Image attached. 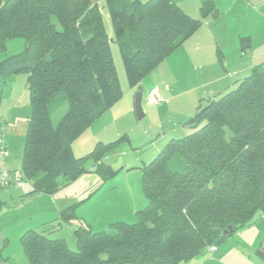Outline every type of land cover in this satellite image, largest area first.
<instances>
[{"label":"trees","instance_id":"1","mask_svg":"<svg viewBox=\"0 0 264 264\" xmlns=\"http://www.w3.org/2000/svg\"><path fill=\"white\" fill-rule=\"evenodd\" d=\"M105 3L114 38L92 0H0V50L15 37L25 42L22 53L0 63V79L28 76L31 114L22 172L33 181L30 193H53L85 172V159L74 155L72 144L123 96L113 40L130 85L140 91L205 19L218 15L211 2L202 5L199 18L174 0ZM186 125L189 135L171 139L142 167L147 204L138 221H119L101 232L81 223L77 250L46 235L55 225L27 230L21 243L30 264H185L218 248L227 239L222 229L263 219L264 65L234 89L202 99ZM92 155L98 160L99 150ZM105 172L111 175L109 168ZM74 218V207L66 208L59 225Z\"/></svg>","mask_w":264,"mask_h":264},{"label":"rangeland","instance_id":"2","mask_svg":"<svg viewBox=\"0 0 264 264\" xmlns=\"http://www.w3.org/2000/svg\"><path fill=\"white\" fill-rule=\"evenodd\" d=\"M97 2L98 4L100 3L99 7L103 13L107 33L111 38H114L113 24L106 3L98 0ZM185 9L192 14L201 15L200 8ZM221 9L222 17L227 18L229 21L226 30L232 37H235L238 33L243 35L249 33L247 36L252 38L248 44H242L240 39L237 40L241 54L246 58H249L248 56L256 58L260 53L262 54L264 52V23L263 26L255 24L259 20L255 17L254 12L250 10L249 13H246V10L240 11L241 8H235L229 10V14H226L224 9ZM192 17L194 16L192 15ZM212 18L214 17L212 16ZM220 49L224 54L231 55L222 48ZM24 50L25 42L23 38L15 37L9 39L4 49L0 50V63L7 57L22 53ZM111 50L123 96L118 103L85 129L79 136H82L77 142L79 146L75 145L73 147L76 157L85 159V172L53 193H30L34 186L33 181L27 180L22 172L28 118L31 114L28 86H26L24 104L22 103V106H20H26V108L20 111L19 118L12 115V119L13 117L16 118L14 122H11L13 120H8L10 123H7L8 109L11 103L10 98L12 96L10 93L8 94L7 90L3 94L4 102L0 107V128L4 130L5 144L9 142L13 145L14 150L19 153V156L17 157L16 155V158H14L13 175L24 179L21 191L27 198L16 209V215L19 216L20 220L24 219L26 223L42 221L44 217L50 216L53 211L51 197L46 201L47 196L53 195L52 199H56L58 203L57 211L59 216H56L58 217L57 220L49 224L55 225L56 228L51 231L46 230L45 233L50 238L65 239L72 250H77L75 229L81 223L89 226L94 232L109 231L113 223L120 221L117 216L129 215L126 212L134 209L136 205H144L143 207H146L142 185V167L149 165L171 139H179L191 133L190 127H183L184 122L189 118L179 122L178 119L180 118L178 116L181 117L185 113H192V116H194L196 106L194 108L195 102H193V99L197 98L202 92L199 90V84L190 81L189 78H185L183 87L177 88L174 92V100L170 102L171 104L168 105L166 98H163L164 101L159 104L150 103L147 100L148 90L150 89L147 85L154 86L152 83H155L161 76V71L155 73V70L141 83L143 89L140 90L143 92L142 108L143 113L146 115L139 119L134 106L135 97L139 91L129 83L120 47L114 40L111 42ZM246 58L245 60H247ZM217 59H219L218 54ZM219 62L221 63L220 59ZM220 66L221 68L223 67L222 63ZM205 77L206 75H203L199 78V81H207L208 77ZM16 78L13 77L12 80L17 81V86L21 88L22 85L21 83L18 84V79ZM175 80V76L172 75V81ZM8 86L11 87L10 83H8ZM235 87L236 83L233 84L231 89ZM4 89H6V86L0 84V92ZM63 113L64 108L55 114V120H58ZM177 121L180 125L177 124ZM8 126L9 131L7 130ZM176 127L180 132L172 136V131ZM97 149L100 155L98 160L92 155ZM93 167H100V169L93 171ZM108 168L111 170V175H107L105 172ZM14 206L16 205H12L10 208ZM70 207H74V216L76 218L70 223L63 222L59 225L62 211ZM10 214L13 213L11 212ZM136 215L139 217V214L135 212L134 216ZM130 219L133 218L131 217ZM136 221H138V218L131 223ZM46 226L41 225L38 231H43ZM21 236L12 232L11 242L8 246L3 248L0 245V264H30L21 243ZM228 238L227 240H230ZM252 258V261L259 259L255 255ZM234 261L237 262L236 260Z\"/></svg>","mask_w":264,"mask_h":264},{"label":"crops","instance_id":"3","mask_svg":"<svg viewBox=\"0 0 264 264\" xmlns=\"http://www.w3.org/2000/svg\"><path fill=\"white\" fill-rule=\"evenodd\" d=\"M140 1L145 2L144 0ZM174 1L186 13H188L190 16L193 15L195 18H199L200 15L192 14L185 8H201L204 3L211 2L212 4H214L215 8L218 9V15L214 18L209 17L205 19L201 28L189 39H187L183 45H181L173 54L166 58L155 69V73L161 71V78L159 77L155 83H152L154 86L147 85V87L150 88L148 90V93L152 89L157 88L163 98H166L168 100L167 103L169 105L171 104L170 102L174 100V92L176 91V89L182 88L184 79L189 78L190 81L199 84V90L202 91L197 98L193 99V102H195L194 108L196 106L197 109L202 99L213 97L229 90V88L231 89L233 84L237 83L244 77H247L253 69L264 65V52L262 54L260 53L256 58H254V56H248L249 58H246L243 56V54H241L240 46L237 44V40L240 39L241 41L242 38H249V40L244 43L241 41L242 44H248L250 43L252 38L251 36H247L249 33H246L244 35L238 33L235 37H232V35L229 34V32L226 30L229 21L227 20V18L222 17L223 13L221 9L223 8L226 14H229V10L235 8H241L240 11L246 10V13H249L250 10H252L255 14V17L259 20L255 22V24H257V26H263L264 0ZM92 2L94 4H98L97 0H92ZM220 48H222L225 52H229V54L231 55L224 54V52ZM217 54L224 68H221V63L219 62V59H217ZM245 58L247 60H245ZM19 74H21V76H19ZM172 75L175 76V81H172ZM203 75H206L205 78L208 77V80L200 82L199 78ZM13 77H17L16 79H18V84L21 83L22 85L21 88L20 86H17V81L12 80ZM27 79L28 76L26 73H17L0 79V84L6 86V89L0 92V107L4 102L3 94L5 93V91L7 90L8 94L10 93V95H12L10 98V108L8 109L7 123H10V121L8 120H13L11 122H14L17 117L19 118L20 111L26 108V106H20H22V103L24 101ZM8 83H10L11 87L8 86ZM141 90H143L142 86ZM12 115H15L16 118L13 117L12 119ZM145 115L146 114L144 113V116ZM190 117H192V113H185L181 115V117L178 116V118H180L178 120L179 122H182ZM177 124H179L178 121ZM185 126H187L186 122H184L183 124V127ZM7 130L9 131V126ZM172 132V136H174V134H177L180 131L176 127ZM81 137L77 138V140L72 144V149L75 145H77V142L81 139ZM6 147L10 151L9 156L4 159L0 154V169L9 168L13 173L14 170H12V166H14V158H16V155L18 157L19 153L14 150L13 145L9 142L6 144ZM22 188H16L12 185H0V234L4 239L3 241H0V245L3 248L8 246V244L11 242L12 232H15L17 235H23L26 230H38L41 225L49 226V224L57 220L58 217L56 216H59L57 211L58 203L56 199H52L53 195H49L47 196L46 201H48V198L50 199V197L51 201H53V211L50 216H46L42 221H38L36 223H26L24 219L20 220L19 216L16 215V209H18L19 206L27 199L25 198L23 191H21ZM145 202L147 204L146 198ZM12 205L16 206L10 208V206ZM143 206L136 205L134 209L126 212L129 215L124 214L123 216L117 217L122 222H134L138 218L137 215L134 216L135 212L136 214H138L140 210L145 208ZM11 212L13 214H10ZM131 217L133 219H130ZM232 237H229L228 239L230 240L226 239V242L224 241L220 246H218L215 252H212L210 248H207L201 253L199 257L185 264H264V259L261 255V253H264V218L251 226L240 229ZM253 255L259 258L257 260H254L255 262L252 261ZM234 260H236L237 262H235Z\"/></svg>","mask_w":264,"mask_h":264},{"label":"built area","instance_id":"4","mask_svg":"<svg viewBox=\"0 0 264 264\" xmlns=\"http://www.w3.org/2000/svg\"><path fill=\"white\" fill-rule=\"evenodd\" d=\"M147 100L150 103L159 104L164 101L163 96L161 95L160 91L155 88L152 89L148 95ZM4 130L0 128V154L5 159L9 156V150L6 147L5 141H4ZM95 169V167L92 168V170ZM23 178L14 176L12 171L7 168H1L0 169V185L1 186H8V185H14L16 188H22L23 187ZM210 250L212 252H215L217 250L216 246L210 247Z\"/></svg>","mask_w":264,"mask_h":264},{"label":"water","instance_id":"5","mask_svg":"<svg viewBox=\"0 0 264 264\" xmlns=\"http://www.w3.org/2000/svg\"><path fill=\"white\" fill-rule=\"evenodd\" d=\"M142 100H143V92L139 91L135 97V111H136L139 119H142L144 117L143 108H142ZM238 231H239V227H237V226L236 227H230L229 226L226 229H222L221 233H222L223 237L228 238V237H231L234 234H236ZM3 240H4L3 236L0 234V241H3Z\"/></svg>","mask_w":264,"mask_h":264}]
</instances>
